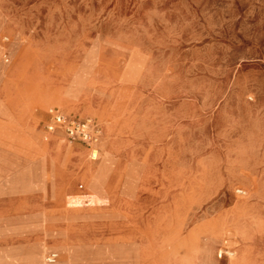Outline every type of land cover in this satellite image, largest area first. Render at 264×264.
Masks as SVG:
<instances>
[{
  "label": "rangeland",
  "instance_id": "obj_1",
  "mask_svg": "<svg viewBox=\"0 0 264 264\" xmlns=\"http://www.w3.org/2000/svg\"><path fill=\"white\" fill-rule=\"evenodd\" d=\"M0 264H264V0H0Z\"/></svg>",
  "mask_w": 264,
  "mask_h": 264
},
{
  "label": "built area",
  "instance_id": "obj_2",
  "mask_svg": "<svg viewBox=\"0 0 264 264\" xmlns=\"http://www.w3.org/2000/svg\"><path fill=\"white\" fill-rule=\"evenodd\" d=\"M47 111L50 114V120L46 121L44 126L49 131L61 129L67 138L79 139L87 143L96 142L101 134L99 125L90 117L67 116L52 107H48ZM91 156L94 155L91 154ZM54 258L55 253L46 255L48 261Z\"/></svg>",
  "mask_w": 264,
  "mask_h": 264
},
{
  "label": "bare ground",
  "instance_id": "obj_3",
  "mask_svg": "<svg viewBox=\"0 0 264 264\" xmlns=\"http://www.w3.org/2000/svg\"><path fill=\"white\" fill-rule=\"evenodd\" d=\"M65 103V104H64ZM62 105L64 107V110L67 111V104L64 100H62ZM97 106H99L97 104ZM70 107V106H69ZM99 112L101 113L103 119L105 120V117L107 115H109L108 109L107 108H100ZM110 116V115H109ZM50 132V131H49ZM52 132V131H51ZM62 151L65 155H67L75 164H77L83 171L85 172H93L94 169L89 166L88 164H86L84 162V156L82 155V153H72L70 151V146L69 145H64L62 147ZM77 152V151H76ZM97 153V150L95 149V147H90V155H95ZM103 166V163H102Z\"/></svg>",
  "mask_w": 264,
  "mask_h": 264
},
{
  "label": "crops",
  "instance_id": "obj_4",
  "mask_svg": "<svg viewBox=\"0 0 264 264\" xmlns=\"http://www.w3.org/2000/svg\"><path fill=\"white\" fill-rule=\"evenodd\" d=\"M49 107H52V108H54L55 110L61 112V113L64 114V115H67V116H75V117H78V118H82V117H90V118H92L93 120H95V122L99 125V127H100V129H101V131H102V126H101V124H100V122H99V120H98L99 118L97 119V117H96L95 115H80V114H78L77 112H73V111L64 112V111L60 110L56 105H50ZM47 109H48V108H47ZM47 109H46V113L48 114V118H47L46 121L50 120V114L48 113ZM51 131H52V132H58V133H60L61 135H63V136L65 137V135H64V133H63V131H62L61 129H54V130H51ZM51 131H50V132H51ZM99 140H100V139H98V140H97L96 142H94V143H87V142H84V144L86 145L87 148L95 147V146H97V144L99 143ZM88 150H89V149H88ZM49 253H55V258H54V260H52V261H47V262H49V263H53V262L55 261L56 257H57V253H56V251H49V252H47V254H49ZM47 254H46V255H47Z\"/></svg>",
  "mask_w": 264,
  "mask_h": 264
}]
</instances>
